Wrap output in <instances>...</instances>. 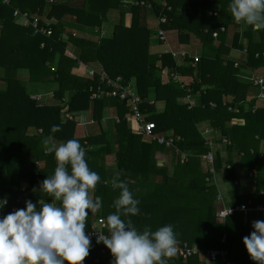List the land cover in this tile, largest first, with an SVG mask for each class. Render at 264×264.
Masks as SVG:
<instances>
[{"label": "trees", "instance_id": "trees-1", "mask_svg": "<svg viewBox=\"0 0 264 264\" xmlns=\"http://www.w3.org/2000/svg\"><path fill=\"white\" fill-rule=\"evenodd\" d=\"M229 3L0 0V197H7L0 217L13 208H24L28 199L50 202L40 190V182L54 172L56 160L46 149L52 143L76 139L85 149L90 169L100 176L93 199L100 197L102 207L89 214L86 229L101 218L103 231H108L106 217L115 211L113 204L120 192L113 180L119 179L140 201V214L121 217L131 219L138 230L155 231L172 224L177 243H195L201 248L221 247L225 232L229 258L239 264H257L250 259L242 238L253 230L252 221L263 216L235 213L223 222L215 217L218 174H223L225 182L234 180L238 172L254 179L251 193L229 192L231 203L250 198L264 202V97H257L259 86L238 77L242 69L254 75L264 69V30L237 24ZM111 10L118 11V20L108 34L104 25ZM15 11L20 15H14ZM147 16L156 19L157 29L165 35L167 30H176L180 41L189 40L190 35L197 37L198 60L194 61L191 50L183 51L184 55L182 51L152 53L151 37L157 29L155 33L149 28ZM161 18L165 21L159 22ZM230 27L233 32L227 45ZM231 49H241L245 56L232 57ZM89 65L103 69L111 79L119 77L126 84L132 81L141 117L153 123L154 133L174 138L178 156L175 152L169 166L157 164L156 154L165 150L164 144L143 139L140 125L129 121L131 96L124 100L91 98L100 81L98 74L87 73ZM19 74H27V80ZM29 83L56 86L51 96L54 101L32 99ZM101 88L111 87L101 83ZM184 97L194 99L195 104L183 102ZM156 101H164L161 112H156ZM111 105L116 116L106 120L105 109ZM64 107L71 118L61 116ZM85 111L99 126V134L77 136L78 117ZM105 120L108 124L101 127ZM203 121L209 123L215 139L205 140L199 132ZM113 151L116 165L110 168L105 156ZM208 151L214 155L212 174L201 169L200 156ZM102 248L92 239L83 264H111L110 250L106 247L101 252ZM166 259L167 264H208L198 256Z\"/></svg>", "mask_w": 264, "mask_h": 264}, {"label": "clouds", "instance_id": "clouds-1", "mask_svg": "<svg viewBox=\"0 0 264 264\" xmlns=\"http://www.w3.org/2000/svg\"><path fill=\"white\" fill-rule=\"evenodd\" d=\"M229 11L237 24L264 30V0H230ZM46 151L56 160L54 172L40 182L50 202L28 199L24 208L0 217V264H83L89 255L92 240L85 234L86 220L102 207L101 198L92 195L100 176L90 169L76 139L52 143ZM113 187L120 192L115 211L106 217L109 235L99 232L96 237L110 250L111 264H167L166 258L177 251L174 226L138 230L131 219L121 217L140 214L139 199L124 181L114 179ZM6 204L7 197H0V211ZM240 208L244 211L246 205ZM251 227L242 242L250 259L264 264V220L252 221Z\"/></svg>", "mask_w": 264, "mask_h": 264}, {"label": "built area", "instance_id": "built-area-1", "mask_svg": "<svg viewBox=\"0 0 264 264\" xmlns=\"http://www.w3.org/2000/svg\"><path fill=\"white\" fill-rule=\"evenodd\" d=\"M5 2H8V0H4ZM14 15H20L17 11L14 12ZM24 18V15L22 16ZM165 19L161 18L159 22H164ZM47 33H49V31H47ZM217 32H213L212 35L213 37L217 36ZM157 37L165 42L166 41V35L164 33V31L159 28L157 29V33H156ZM185 52H181V55H184ZM198 60V56L194 57V61ZM87 73L89 75H94V74H98L99 77V83L96 87L93 88L92 91V95L91 98H102L104 96H113V97H118L120 100H124L126 99L128 96H131V106L129 109V114L130 116H128L129 121H132L135 123V121L140 125L139 129L141 131V133L145 136L148 137L150 139H153L155 141H157L159 144H164L165 146H172L173 142H174V138L170 137V138H166L164 135L162 134H156L153 132V123L152 122H147L145 121L142 117H141V113L139 111V107L137 105L139 98L135 95V87L132 83V81L129 83H123L122 80H120L119 77H117L116 79H111L110 77H108L106 71H104L101 68H96L94 66H88L87 67ZM176 79L178 78L177 76H174ZM180 80V79H178ZM248 81L252 82L254 85H257L260 87V92L258 94L259 98H263L264 97V69L262 70L261 73L259 74H251ZM101 83L103 85L106 86H110L111 88L109 90L103 89L101 88ZM38 95V94H37ZM44 98L45 95L43 94ZM32 99H37V100H41L42 99V95H32L31 96ZM187 103L189 105H193L194 102L190 99L187 100ZM65 109V110H64ZM61 116L64 118H71L72 114L68 111V107H64L61 109ZM208 132H210V130H208ZM223 143H227V139L223 138L222 139ZM212 145V144H211ZM182 158H185V155L181 154L180 155ZM201 158H203L204 162L207 163L208 166V170L213 172V159H214V155L211 151H208L207 153L203 154L201 156ZM252 174H250L251 176ZM246 205V209L244 211H241L240 206L241 205ZM230 208L232 209V211L230 212V214L227 216V212L230 210ZM13 211H15L16 209L13 208ZM246 212H256V213H264V202L263 203H257L255 202L253 199H247L245 202H241V203H236V204H232V203H228L225 205H222V207H220L217 212H216V216L219 219H226L227 217L235 214V213H246ZM104 228V221L101 218H98L97 221L92 224L90 226V228L85 229L86 231V235L91 237L92 239H96L97 235L99 234V232L101 233V235H109L108 231L104 232L103 231ZM221 243L223 244L222 247L219 248H211V249H201L195 245H188L187 243L183 242V243H176V257H180L182 259H187L193 255H200L202 256L206 262L212 263L215 262L217 264H239L233 260H231L229 258V251L226 247V241H227V236L226 233H223V235L221 236L220 239ZM103 248L101 249V252L105 251L106 246L101 243ZM111 258L112 255H111ZM95 262H98V259L95 260Z\"/></svg>", "mask_w": 264, "mask_h": 264}, {"label": "crops", "instance_id": "crops-1", "mask_svg": "<svg viewBox=\"0 0 264 264\" xmlns=\"http://www.w3.org/2000/svg\"><path fill=\"white\" fill-rule=\"evenodd\" d=\"M126 1L127 2H132V1L134 2L135 0H126ZM108 16H109L108 22L104 25V30L108 34H110L112 31L113 25L118 20V11L117 10H111V11H109ZM147 22H148L149 28L151 30H153V32L156 33V29H157L156 19L154 17L152 18L150 16H147ZM232 30H233L232 27H230V29L228 30V34H227V38H226V40H227L226 42L228 43L227 45H230L231 36H232V32H233ZM156 39H158L157 35H155L153 33V35L151 37L152 41H151V45H150V51L152 53L160 55L161 53L169 52V51L179 52V51L191 50L192 51L191 53H193V55L200 56L199 52H198L199 48H200V40L197 37H195L194 35H190L189 40H187V41H180L179 37H178V32L176 30H167L165 42L161 43ZM217 43H218L217 40L214 41L215 45H217ZM230 54L232 57H235L238 59L241 56L242 57L245 56V54L243 53V51L241 49H239V50L231 49ZM89 66H94V65H89ZM96 68H98V66H96ZM250 74H251V71H249L247 69H242V71L239 72L238 77L240 80L248 82ZM188 99H190L194 102V99L189 98V97L182 98V101L186 103ZM225 99L227 101H229L231 99V97L229 96V97H226ZM194 104H195V102H194ZM155 107H156V112H161L164 109V101H156ZM105 114H106L105 116L107 118L106 120H108L110 118H115L116 108L112 105L108 106L107 109H105ZM78 120H79V122L77 124V133H76L77 136H83V135H88V134L92 135V134H99L100 133L99 126L97 125V123L94 120L89 118L87 111L81 113L78 117ZM106 120L104 122H102L103 124H101L102 125L101 127H104L108 124V123H105ZM130 122H132V121H130ZM210 129H211V127H210L208 122L203 121V122L199 123V132L204 136L205 140H212L213 137H214V139L216 137L212 131L208 132V130H210ZM142 138L145 140L148 139L147 137H144V136H142ZM212 146H213V143H212ZM164 147H165V150L163 152H158L156 154L157 164L160 166H165L166 164H168L167 166H169L171 164L172 159L175 156V152H176V158H177V156H178L177 151L173 145L172 146H165L164 145ZM213 147L215 150H218L217 144H216V146H213ZM222 149L220 148L221 151H223ZM223 157H225V154H223ZM238 160H239V157H236V159H234L236 166H238V164H237ZM200 162H201V169L204 170V172H207V174H212L214 172V171L211 172L208 170L207 163L204 162V160H203V158H201V156H200ZM105 163L110 168L115 167V165H116L115 151H113L112 153L105 156ZM205 179H208V177H206ZM215 183L217 185V189H218V193H219V197L215 201V204L217 206L216 211H215V217L219 221L223 222L225 219L224 220L219 219L216 216V212L220 207H222V205L231 203V201H230L231 200L230 199L231 193H229V192L231 190H235L237 192V194L251 193L254 190V179L246 177L245 173H243V172H238L234 180H231L229 182H225L223 180V174L222 175L218 174L215 176ZM92 195H93V192H92ZM250 199H252V198H250ZM232 204H234V203H232ZM258 214L262 215L263 217L261 218V220H264V213H258ZM95 222H93L92 224H94ZM185 243H187L188 245H195V246L201 248L200 246H198L195 243H191V244H189L188 242H185ZM220 243H221V241H220ZM227 243H228V238L226 241V247L228 249ZM222 246H223V244H222ZM201 249H211V248H201ZM228 251L230 252L229 249H228ZM193 256H198L201 260L206 262L205 259L200 255H193ZM231 260H233V259H231ZM233 261H235V260H233ZM235 262H237V261H235ZM207 263L213 264V263H209V262H207Z\"/></svg>", "mask_w": 264, "mask_h": 264}, {"label": "rangeland", "instance_id": "rangeland-1", "mask_svg": "<svg viewBox=\"0 0 264 264\" xmlns=\"http://www.w3.org/2000/svg\"><path fill=\"white\" fill-rule=\"evenodd\" d=\"M88 67V66H87ZM19 76L21 78H23L24 80H27V74H19ZM0 86H1V82H0ZM29 88V92H30V95L34 96H38V95H42V98L44 97L43 94H45V98L48 97V101H51V98H52V101H54L53 97H51L53 95V91H54V88H56V86H48V85H44V86H39V84H36V83H32L30 84L29 83V86H27ZM255 90V89H254ZM38 94V95H37ZM252 97V95L250 96V98ZM67 98V94L65 95L64 97V101L66 100ZM37 100V99H36ZM52 103V102H51ZM65 110V109H64ZM81 114V113H80ZM168 165V164H166ZM247 174H245L246 176ZM248 177V175L246 176ZM39 207V206H38ZM213 264H217L215 262H212Z\"/></svg>", "mask_w": 264, "mask_h": 264}, {"label": "bare ground", "instance_id": "bare-ground-1", "mask_svg": "<svg viewBox=\"0 0 264 264\" xmlns=\"http://www.w3.org/2000/svg\"><path fill=\"white\" fill-rule=\"evenodd\" d=\"M135 92H136V90H135ZM257 97L259 98V96L257 95ZM263 99V98H262Z\"/></svg>", "mask_w": 264, "mask_h": 264}]
</instances>
